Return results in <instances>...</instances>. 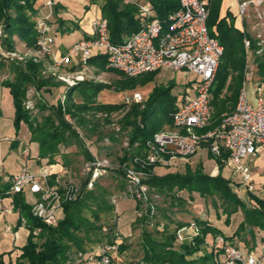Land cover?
I'll use <instances>...</instances> for the list:
<instances>
[{
  "label": "trees",
  "instance_id": "trees-1",
  "mask_svg": "<svg viewBox=\"0 0 264 264\" xmlns=\"http://www.w3.org/2000/svg\"><path fill=\"white\" fill-rule=\"evenodd\" d=\"M90 1L101 4L102 17L108 19L110 38L113 42L120 43L128 40L141 27L137 6L125 4L123 0ZM144 1L151 3L156 17L162 21H165L169 14L179 8V0ZM222 1L209 0V31L224 46V52L211 88L213 114L212 124L207 129L218 125L223 114L236 107L245 79V67L248 63L249 51H246L243 42L245 32L237 27L236 17L229 9L222 16ZM55 8L54 11H56ZM38 14L37 0H0V30L2 32L0 44L2 48L14 51L16 49L15 36H17L25 42L28 48L37 50L39 31L36 26V18ZM59 22L62 26L63 21ZM75 26L67 27L65 32H71ZM247 35L252 41L251 52L255 55L254 65L259 77L264 82V53H257L256 38L248 33ZM88 63H96L105 69L107 57L103 53L94 55L89 58ZM10 66V70L14 74L13 77L0 79V83L10 88L13 96L14 123L20 127L22 121H25L32 126L34 132L40 131L41 154L54 156L59 152L60 144H69L71 139L75 138L86 160L93 158L94 155L85 146L84 138L80 137L78 131L66 120L61 102L52 107L53 110L44 117L42 123L33 120L30 111L26 108L25 100L30 87L33 86L39 92L45 88L49 90L60 85L53 78H46L41 74L43 64L33 60L25 62L11 60ZM108 68L113 70V68ZM113 71L118 70L114 69ZM154 73L156 72L124 79L119 88H132L139 83L148 82ZM82 86L87 87L85 83H78V86L72 87L68 91L64 107L73 116H78L81 124L86 127L90 126L96 130L102 125L101 123H111L110 113L125 107V103H98L96 98L99 90L103 88L101 85L95 86L91 93L83 94L82 102L76 103L73 100V93L77 87ZM173 87L174 84H169L166 87L157 86L147 100L132 104L120 125L124 136L129 137L130 150H126L118 161L131 160L135 154L144 149L147 140L153 138L155 133L172 128L171 113L177 109L180 103L175 96H171ZM46 107L47 105L44 103L41 104V109H46ZM98 113H107L108 116L100 118L97 117ZM88 114L91 115L88 117ZM122 132L116 136H110V140L116 141L122 138ZM136 142L139 143L138 146H135ZM226 156L227 154L224 153L223 157ZM216 159L220 170H222L224 161L222 158ZM123 174L122 169H119L115 174L119 181L118 191L126 185ZM146 182L153 196L170 198L173 200L172 204L175 199L181 202L185 201L177 195L185 190L191 195L198 193L203 198L211 196L220 199L224 205L222 210L229 214H233L239 209L243 210L245 219L239 225L238 232L244 230L246 224L264 228V199L254 196L258 206L246 207L245 202L231 188L229 178H225L221 171L211 175L204 172L201 164L195 167L186 164L184 172L150 175ZM113 193L114 191H111L108 186L99 182L94 189L85 191L78 200L64 205V215L56 226L47 225L34 217L31 213V205L25 201L24 195L16 193L14 195L15 207L24 213V218L27 220L26 225L30 230L28 241L22 248L17 264H67L77 251L94 249L101 243L112 242L113 229L116 226L112 220L114 205L110 201V196ZM135 202L137 210H144L141 202ZM150 210V207L145 209L141 218L137 217L135 221L144 224L147 222L149 226L153 225L152 229L144 227L142 231L144 237L142 260L145 264H228L222 258L224 255L222 250H214L211 247L210 251L207 249L209 246L207 237L210 233L213 237L223 235L208 220L196 217L192 222H184L176 220L174 216L163 215L165 222L156 221L155 225L153 219L156 211L154 214H150ZM192 223H195L199 228V234L191 240L180 241L178 231L184 227H190ZM104 227H107V231L104 230ZM38 228H40V232L35 233ZM223 236L230 240V237ZM125 249V241H123L119 255H122ZM0 264L12 263L5 262L0 256ZM122 264L133 263L124 261Z\"/></svg>",
  "mask_w": 264,
  "mask_h": 264
},
{
  "label": "built area",
  "instance_id": "built-area-1",
  "mask_svg": "<svg viewBox=\"0 0 264 264\" xmlns=\"http://www.w3.org/2000/svg\"><path fill=\"white\" fill-rule=\"evenodd\" d=\"M123 2L137 6L141 19V27L128 40L113 42L108 19L100 17L92 20L91 37L80 39L66 51L57 53L56 38L50 34L49 20L55 1L47 0L45 5L49 6V11L40 12L36 18L39 36L38 49H33L36 54L34 59L38 61L40 57L49 58L52 61L49 66L53 69L78 61L76 65L80 69L58 76L71 87L83 79L81 74L89 65V58L102 53L107 57L108 67L122 71L129 77L162 70H183L185 76L189 73L195 76V84L192 85L194 93L191 94L192 90H185L177 109L171 113L172 128L155 133L153 138L147 140L144 149L129 161L115 162L108 156L94 155L85 160L78 181L65 183L58 179L53 182L47 165L36 171L25 166L7 182L0 177V214L13 212L16 193L29 192L34 196V200L29 201L32 215L47 225L56 226L63 217L66 203L78 200L85 191L94 189L110 173H116L119 169L124 171L125 187L110 196L116 223L113 241L101 243L94 249L77 251L67 264L83 261L114 264L124 241L120 228L122 216L118 208L119 202L129 199L139 201L145 209L150 207V214H154L156 206L146 179L157 174V167H171L178 160H186L198 153L202 146H206L214 157L222 158L243 185L253 190L252 172L247 158L264 150V82L256 76V66L249 61L245 67V79L236 107L224 113L218 125L207 129L212 124L213 114L211 88L224 52V46L209 31V0H179V8L169 14L165 21L156 17L148 1ZM237 6L243 24L242 30L245 32L243 42L246 51H251L252 41L247 35L245 20L250 16L251 10H254L258 20L255 24L259 26L255 35L257 53H264V0H237ZM0 33L1 36V30ZM96 49L103 51H94ZM3 54L13 61H26V56L18 53L17 49L7 50ZM250 81L254 84L252 92L247 86ZM35 95L36 91L29 88L25 100L27 109L33 110L36 106ZM132 102H142V96L138 93L126 94L125 103ZM61 104L64 107L65 102L61 100ZM100 115L108 116L107 113ZM126 145H129V141H126ZM138 145L136 142L135 146ZM224 153L227 154L226 157H223ZM24 155L29 157L28 149L24 151ZM26 223L27 220L22 217L21 224L24 226ZM12 229V225L6 226L7 231ZM104 230L107 231V227ZM38 232L40 228L35 231ZM177 234L180 241L191 240L199 234V228L192 223L190 227L180 229ZM210 247L222 250L228 264H260L262 261L261 255L244 251L223 235L214 237Z\"/></svg>",
  "mask_w": 264,
  "mask_h": 264
},
{
  "label": "rangeland",
  "instance_id": "rangeland-1",
  "mask_svg": "<svg viewBox=\"0 0 264 264\" xmlns=\"http://www.w3.org/2000/svg\"><path fill=\"white\" fill-rule=\"evenodd\" d=\"M55 5L58 4V8L53 11V14L59 21H63L61 26V22L57 24L52 22L53 17H50V24L53 27L50 29V34L55 36L56 44H63L65 46L76 43L79 39H84L86 36L93 35V29L91 25V15L88 13V7L90 5V0H55ZM54 5V6H55ZM53 6V7H54ZM37 7L42 9L43 11L48 12L49 6L45 5V0H37ZM56 7V6H55ZM231 10V9H230ZM232 12V10H231ZM235 12V13H234ZM232 12L233 15L236 17L237 12ZM54 17V18H55ZM239 17V16H238ZM256 12L251 10L250 16L245 20V29L248 34L251 36L256 35V30L259 26L257 23ZM76 25V26H75ZM75 26V29L71 30V32H65L67 27ZM56 27V28H55ZM54 28V29H53ZM60 28V33H56L55 29ZM63 30V31H62ZM1 34V33H0ZM1 41V38H0ZM16 42V49L18 53H21L26 56V60H33L36 63H42V70L41 74L46 78H53L55 82L60 83L59 86H54L51 89H43L41 91H36V89L32 86V88L36 91L35 95V103L36 106L32 109H28L30 111L31 117L33 120H37L38 122L42 123L44 117L49 114L50 111L53 110L52 107L57 106L61 100L66 103V98L68 95V91L72 87L78 86V83H85L87 87H77L76 93L74 94V99L76 103H80L83 100L82 95L85 93H91L95 86H103L102 89L99 90L98 98L102 103H116L121 104L125 103V96L133 95V94H140L142 96V101L147 100L150 95L154 92L155 87L162 86L166 87L169 84H174L173 89L171 90V96H175L178 102L181 101V98L184 95L185 90H192L193 84H195V76L192 73H189L185 76V73L182 71H171V70H162L158 71L151 76V79L145 83H139L135 87L132 88H119L121 86L122 80H127L129 78L128 75L121 73L119 71H113L109 69L107 66L106 68H101L96 63H89V65L85 68L82 72L83 79L79 81L74 86H69L64 83L58 77L59 74H67L72 73L76 69H80L77 67L76 63L78 61H74L70 65L61 66L59 69H53L51 60L46 57H40L38 61L34 59V55H36L33 49L30 51V48L27 47L24 41L20 38L15 36ZM15 49V50H16ZM7 50L2 48L0 44V77L5 79L6 77H11L14 74L11 72V60L8 59L3 53ZM94 51H103L102 49H96ZM255 55L249 51L248 52V61L250 64L254 66L253 60ZM25 62V61H24ZM255 71L257 70L256 67ZM11 72V73H10ZM10 73V75H9ZM256 76L259 77L258 73L256 72ZM141 76V75H140ZM138 77V76H137ZM3 87H0L2 89ZM31 88V87H30ZM6 95L0 92V99L4 103V107L0 114V136H7L6 138L9 141H17V144L13 147L11 146L10 151L11 153L7 156L10 158L13 155V159L16 161H21L23 159L24 151L26 149L30 150L32 154L31 162L29 163V167L34 171L35 164L37 161L38 156V147H39V139H40V131L34 132L32 126L29 123L22 121L20 127H17L14 123V120L9 117L12 112L13 101L9 98L10 91L6 87ZM1 91V90H0ZM194 93V90L191 91V94ZM27 98V97H26ZM97 101V100H96ZM44 103L47 105L46 109H41V104ZM132 103H125V107L110 113L111 123L103 124L94 130L90 128V126H84L80 122V118L78 116H73L71 113L67 112L66 108L63 107V111L65 113V118L68 122L72 124L80 137H87L88 139L97 143V146L100 149V155L108 156L113 161H118L119 157L123 156L126 150H130V146L126 145L124 142L129 141L128 136H124L123 132L121 131V120L125 116V114L129 111ZM137 103V102H136ZM56 108V107H55ZM98 113L97 117L103 118L106 117L104 115H100ZM91 114H88V117ZM37 124V122H36ZM122 138L118 139L117 142L110 143V136L121 133ZM5 140V143H8V140ZM89 140V141H90ZM25 161L23 160L22 163ZM82 164L80 163V166ZM185 162L182 160H178L174 165L171 167H158L157 172H160L161 169L168 170L169 172H183L185 170ZM216 166L214 161H210L208 158L205 159V169L204 172L210 174L212 169ZM116 173H110L106 177H104L100 182L106 186L111 191L117 192L118 191V179ZM119 177V176H118ZM179 197L184 199V202H181L175 199L174 204H172L173 200L170 198L164 197H155L153 196V201L156 206V215H154L153 223L156 225V221L165 222L163 215H167L170 217H176L175 219L178 221L184 222H192L196 217H206L208 214L211 217L213 222V226L216 229H219L225 235H230L233 231V227L236 224L234 215L224 212L222 210L223 203L220 199L214 197H201L198 193H193L192 195L187 191H181L177 194ZM25 201H30V197L26 194L24 196ZM135 201V200H134ZM136 207V206H135ZM145 210V207H143ZM144 210L134 208V205L127 204L125 206V211L121 212L122 220L120 221V228L122 231H131L129 235H126L122 232V236L124 237L125 241V251L123 253L122 259L126 262H132L133 264H145L142 260L144 256L143 250V228L148 227V229H152L153 225L146 222L138 223L135 222L136 218H141ZM14 215L7 216L8 222L16 223L15 219L20 213V209L16 208ZM109 217V216H108ZM107 217V218H108ZM4 218V217H2ZM115 220V215L112 219ZM192 220V221H191ZM173 227V226H172ZM155 234V232H153ZM261 235H259L260 237ZM208 238L212 239V234L208 235ZM210 251V248H207ZM125 256V257H124ZM224 260L226 258L222 257ZM121 259V260H122Z\"/></svg>",
  "mask_w": 264,
  "mask_h": 264
},
{
  "label": "crops",
  "instance_id": "crops-1",
  "mask_svg": "<svg viewBox=\"0 0 264 264\" xmlns=\"http://www.w3.org/2000/svg\"><path fill=\"white\" fill-rule=\"evenodd\" d=\"M46 1L47 0H45V2ZM55 6H56L55 9L57 10L58 4ZM54 7L52 11H54ZM228 9L229 10L231 9L232 12L236 11L238 15L237 0H223L222 8H221L222 16L225 15ZM40 12H46V11H43L42 9L38 8V13ZM88 13L89 15H91V18H90L91 20L102 17L101 4L92 3L90 1V5L88 7ZM55 15L52 12V15H51V17H53L52 22L53 23L55 22L57 24L59 22V19L56 18ZM238 16L236 17L235 15L236 25L237 27L242 29L243 24H242L241 18ZM52 27L53 25L51 26V28ZM55 31L56 33H60L61 30L60 28H57V30L55 29ZM91 36L88 35L86 37H91ZM70 46L71 44L67 46L63 44H56L55 50L57 51V53H62L66 51ZM11 77L13 76L11 75ZM0 79L2 78L0 77ZM253 85H254L253 81H250L247 83V86L251 92L253 89ZM0 87H3L2 89H0L1 90L0 92L6 95L7 91L6 89H4V87L6 88V86L0 83ZM8 89L10 91V88ZM76 92L77 91L75 89L73 96ZM9 98H11L13 101V96L11 92H10ZM96 100L98 103H102L98 97L96 98ZM3 107H4V103L0 99V114L2 112ZM11 108H12L11 109L12 112L9 117H11V119L14 120L15 119L14 102ZM6 137L7 136H0V177L5 182H7L13 174L18 173L25 166H28L29 163L31 162V157H32V154L30 153V150H29V153H30L29 157L26 158L25 155H23V159L20 162L13 159L15 158L13 157V155H11L10 158H7L6 155L7 154L9 155L11 153L10 151L11 146L13 147L14 145H16L17 141L15 140L11 142ZM83 138H84L85 146L89 149V151L93 155H100L101 152H100L99 147L97 146V143L90 140V138L89 139L87 137H83ZM6 139L8 140V143H5ZM117 141L118 139L116 141L110 140V143L117 142ZM124 143L126 144V142ZM59 148H60L59 152L55 154L54 156H51L50 154L43 156L41 154L40 144H39L38 156H36L37 161L35 164L34 171L38 170L40 167L44 165H47L51 172L50 177L53 182L56 181V179L60 180L63 183H65L66 181H71V180L78 181L81 170H82L81 168L83 167V164L86 158L82 152V149L79 147L77 140L75 138H72L69 144L62 143L60 144ZM51 158L53 159L52 162H51ZM206 158H208L210 161L211 160L214 161L216 164V166L212 169L210 174L215 175L221 171L222 175L225 178L227 179L229 178L231 188L245 202L246 207L252 208V207L258 206L257 200L254 198V196L264 199V150H260L257 154L251 155L247 158V162L249 163L251 167V172H252V182L254 185L253 190H249L245 185H243L239 177L236 175H233L231 168L228 167L226 163H224L223 169L220 170L217 159L213 157V154L209 151V149L206 146H202L201 149L198 151V153H196L195 155L191 156L190 158L186 160H183V162H185V164L191 165L192 167H195L198 164H201L203 166V169H205V159ZM23 160L25 161L24 163H22ZM80 163L82 164L81 166H80ZM185 170H186V165H185ZM168 172H169L168 170L161 169L160 172H157V174L163 175ZM22 194L24 196L26 194V197L28 195L30 197V201L34 200V196L30 194L29 192H25ZM10 200L11 199L9 198L8 201ZM26 202L29 203L27 200ZM127 204L134 205V208L136 206V202L131 199L120 201L119 206H118L120 213L125 211V206ZM15 210H16V207L14 208L13 212L9 214L14 215ZM9 214H0V256L3 257L5 262H11L12 264H17L18 257L22 253V248L26 245L28 241L27 239H28L30 230L28 229L27 225L23 226L20 223L21 218L24 217V213L21 212V210L15 219L16 223L8 222L7 216H9ZM62 214L64 215V212ZM232 215H234L233 217L235 218V221H236V224L233 227V231L228 236L225 234L223 235L230 237L229 238L230 241H232L235 245L239 246L244 251L253 252L257 255H261L262 261L260 264H264V255H263L264 253V228L246 224L244 230L238 232V227L244 221L245 214L243 213V210L239 209L237 212L233 213ZM200 218L204 220H208L213 225V222L209 214L206 217H200ZM8 224L12 225L13 227L12 231L6 230V226ZM122 232L125 233L126 235H129L131 233V231H122ZM187 232H191V230H187ZM259 235L261 236L259 237ZM213 238L214 237L212 236V239L210 240L207 237V241L209 243L208 248H210V243L212 242ZM122 257H123V254L119 255L115 259V264H122L124 262V259H122ZM70 264H95V262L83 261V262H71Z\"/></svg>",
  "mask_w": 264,
  "mask_h": 264
}]
</instances>
